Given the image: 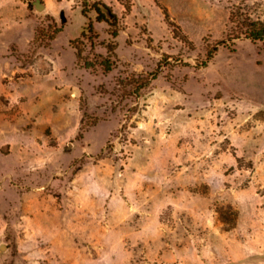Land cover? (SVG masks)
I'll list each match as a JSON object with an SVG mask.
<instances>
[{
	"label": "rangeland",
	"instance_id": "obj_1",
	"mask_svg": "<svg viewBox=\"0 0 264 264\" xmlns=\"http://www.w3.org/2000/svg\"><path fill=\"white\" fill-rule=\"evenodd\" d=\"M229 6L0 0V264H264V43L202 65Z\"/></svg>",
	"mask_w": 264,
	"mask_h": 264
},
{
	"label": "trees",
	"instance_id": "obj_2",
	"mask_svg": "<svg viewBox=\"0 0 264 264\" xmlns=\"http://www.w3.org/2000/svg\"><path fill=\"white\" fill-rule=\"evenodd\" d=\"M235 1V0H234ZM230 6L229 10V30L226 38L218 42L211 51L208 52L206 61L202 63L203 66L212 58L213 53L217 52L220 46L228 47L230 44L233 45L237 40H249L252 43H264V21L259 18H253L249 11L246 12L245 8L242 5H237L232 0H228ZM89 10H93L96 14L95 20L98 23H105L111 29V36L113 38L118 36V19L111 12L110 8L101 4L94 3ZM83 13H87L85 10ZM92 29L91 23L87 26V31L90 32ZM59 30L55 29L53 36L58 33ZM52 36V37H53ZM85 33H82L81 37H84ZM76 57L78 60H81V50L76 46ZM101 67L104 72H109L111 70V63L108 58L103 59L101 62ZM84 66L86 68L93 67V64L85 60Z\"/></svg>",
	"mask_w": 264,
	"mask_h": 264
},
{
	"label": "water",
	"instance_id": "obj_3",
	"mask_svg": "<svg viewBox=\"0 0 264 264\" xmlns=\"http://www.w3.org/2000/svg\"><path fill=\"white\" fill-rule=\"evenodd\" d=\"M0 249H3V247H0Z\"/></svg>",
	"mask_w": 264,
	"mask_h": 264
}]
</instances>
